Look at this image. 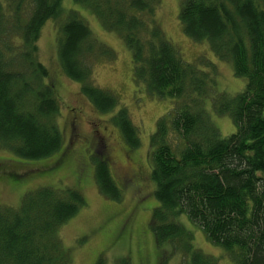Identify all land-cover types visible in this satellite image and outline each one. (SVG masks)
Wrapping results in <instances>:
<instances>
[{"label": "trees", "instance_id": "trees-1", "mask_svg": "<svg viewBox=\"0 0 264 264\" xmlns=\"http://www.w3.org/2000/svg\"><path fill=\"white\" fill-rule=\"evenodd\" d=\"M74 1L122 33L136 78L171 101L150 136L153 188L144 185L142 171L129 156L141 140L126 108L95 85L84 61L94 51H109L76 14L60 27L55 61L68 79L82 84L89 104L75 99L59 127L63 97L58 80L37 60L36 41L43 23L60 16L63 0H32L29 22L17 29L25 40L24 49L15 47L23 66L0 50V185L21 196L18 206L0 203V264L68 263L61 228L85 204L80 190L89 182L85 157L95 162L104 194L114 199L126 194L135 207L157 202L150 230L158 245L174 244L185 264L218 262L192 246L191 234L173 219L177 215L202 230L233 264H264V0H181L179 18L186 34L208 39L216 55L230 59L236 76L245 79L244 89L229 98L217 92L211 65L185 61L165 35L157 19L160 0ZM16 65L21 69L15 70ZM209 97L215 112L231 118V135L222 137L208 116ZM95 110H114L113 123L127 147L107 129L108 119L87 113ZM85 126L92 133L86 137ZM72 146L82 150L68 154ZM54 177L74 182L56 187L50 184ZM130 227L127 216L121 218L109 230V243L117 245ZM140 229V261L149 264L146 234ZM130 260L123 257L118 264Z\"/></svg>", "mask_w": 264, "mask_h": 264}, {"label": "rangeland", "instance_id": "rangeland-1", "mask_svg": "<svg viewBox=\"0 0 264 264\" xmlns=\"http://www.w3.org/2000/svg\"><path fill=\"white\" fill-rule=\"evenodd\" d=\"M180 5L181 0H160L157 19H159L165 35L171 39L185 61L201 67H210V65L213 67L218 93H225L226 98L237 95L244 89L245 79L236 76L230 59L220 58L216 55L208 39H194L186 34L179 18ZM33 8L32 0H0V32L3 35V37L0 36V50L4 51L14 63L21 64L20 66L23 64L19 61L15 47L24 49L25 40L24 34L17 29L20 27L24 29L25 24L32 16ZM71 14L82 18L88 24L92 36L109 51L107 55L94 51L93 54L87 55L84 61L91 69L95 85L110 91L117 97L119 106L126 108L127 114L136 127L141 144L137 149L131 150L129 156L132 157L138 170L142 171L144 185L151 190L153 183L150 180V136L155 131L158 120L168 114L172 106L171 101L153 93L145 82L136 78L132 54L122 33L108 27L92 8L74 0H63L60 16L43 23L36 41L37 60L41 61L48 68L50 75L58 80L59 92L63 97L64 108L61 109L60 117L57 119L58 125L63 128L67 106L75 107L74 102L77 99L85 104L87 102L81 91L82 84L68 79L55 61L60 39V27ZM19 65L14 67L15 70L21 69ZM41 82L44 83L42 86L46 84L44 81ZM210 99L212 97H209L205 104L208 116L222 137L231 135L235 131L231 118L227 114L215 112ZM87 113L108 119L109 127L107 129L110 128V132L116 136L122 147H127L113 123L114 110L101 113L95 110L94 113L92 111H87ZM84 130L83 136L92 134L90 128L85 126ZM93 135L96 134L93 133ZM75 149L80 151L82 147L72 146L68 154L75 156ZM0 154H4L1 148ZM85 165L89 172V182L83 183L80 189L85 204L61 228V236L69 254L67 264H118L123 257L128 256H131V264H142L139 257V251L142 250L140 227L146 234L149 264H185L186 257H182V252L174 244L158 245L155 235L150 230L152 223L155 222L153 209L157 206L156 201L152 199L147 205L135 207L126 194L117 199L104 194L96 181L95 162L85 157ZM72 181L74 182L72 178H67L63 182H59L54 177L50 184L56 187L71 186ZM18 192L21 194L19 190ZM20 197L16 192L10 191L9 187L0 185V203L18 206ZM126 216L132 224V227L129 228L130 234L127 232L122 240L117 242V245L110 244L109 230L112 231L120 219ZM165 217L171 220L170 214H165ZM173 219L191 234L192 246L216 260L218 264H233L230 256L218 245L213 244L205 233L184 215H177ZM128 235H131V241L123 239ZM80 236H83L82 241L76 243L74 239Z\"/></svg>", "mask_w": 264, "mask_h": 264}, {"label": "flooded vegetation", "instance_id": "flooded-vegetation-1", "mask_svg": "<svg viewBox=\"0 0 264 264\" xmlns=\"http://www.w3.org/2000/svg\"><path fill=\"white\" fill-rule=\"evenodd\" d=\"M78 108H81L80 106Z\"/></svg>", "mask_w": 264, "mask_h": 264}]
</instances>
